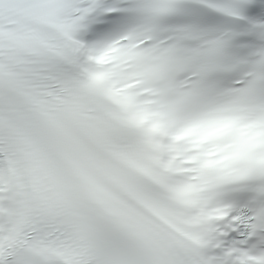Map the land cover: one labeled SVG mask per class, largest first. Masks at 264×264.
<instances>
[{
  "label": "snow or ice",
  "instance_id": "snow-or-ice-1",
  "mask_svg": "<svg viewBox=\"0 0 264 264\" xmlns=\"http://www.w3.org/2000/svg\"><path fill=\"white\" fill-rule=\"evenodd\" d=\"M0 264H264V0H0Z\"/></svg>",
  "mask_w": 264,
  "mask_h": 264
}]
</instances>
